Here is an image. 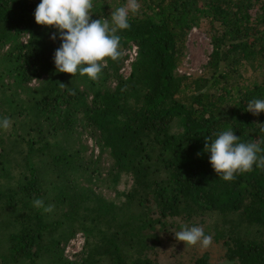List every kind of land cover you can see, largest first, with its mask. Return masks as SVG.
Here are the masks:
<instances>
[{"label":"trees","instance_id":"obj_1","mask_svg":"<svg viewBox=\"0 0 264 264\" xmlns=\"http://www.w3.org/2000/svg\"><path fill=\"white\" fill-rule=\"evenodd\" d=\"M126 2L93 0L92 19ZM138 2L116 33L119 58L93 81L56 71L60 41L35 23L40 0H0V118L11 121L0 130V264H157L181 226L202 227L227 264H264V169L224 181L204 151L229 129L264 147V113L247 108L264 99V0ZM203 25L209 61L179 74Z\"/></svg>","mask_w":264,"mask_h":264},{"label":"clouds","instance_id":"obj_2","mask_svg":"<svg viewBox=\"0 0 264 264\" xmlns=\"http://www.w3.org/2000/svg\"><path fill=\"white\" fill-rule=\"evenodd\" d=\"M93 0H40L34 11L37 25L54 29L51 39L60 41L54 53L56 71L87 75L93 81L99 79L107 59L120 56L121 37L116 33L130 29V16L140 11L138 0H127L124 6L112 11L109 18L92 19ZM248 111L258 116L264 113V99H253ZM11 127L8 118H0V130ZM204 151L210 153L209 163L224 181H232L239 174L252 172L254 166L264 169V147L255 142H242L232 130H224L214 140L206 139ZM34 206L45 212L53 209L36 199ZM186 247L200 245L208 248L212 237L200 226H181L174 233Z\"/></svg>","mask_w":264,"mask_h":264},{"label":"rangeland","instance_id":"obj_3","mask_svg":"<svg viewBox=\"0 0 264 264\" xmlns=\"http://www.w3.org/2000/svg\"><path fill=\"white\" fill-rule=\"evenodd\" d=\"M207 26L203 25L201 28L194 29L190 36L185 52V62L179 69V74H186L189 76H199L204 71V67L209 61V56L212 53V45L206 33ZM138 55V49L133 47L125 53L126 61L121 70L122 75L128 78L131 74V66ZM90 143V153L96 150L92 141ZM94 148V149H93ZM98 154V150L95 151ZM173 237H175V230L173 228ZM84 237L79 234L76 236L66 248V254L70 259L79 254L84 246ZM206 253L211 254V264H227L223 258V248L215 244H211L208 248H203L200 245L186 247L183 242L177 240L174 244L158 251L153 258L157 264H188L193 258H198Z\"/></svg>","mask_w":264,"mask_h":264}]
</instances>
